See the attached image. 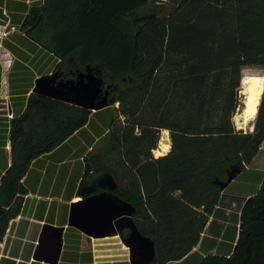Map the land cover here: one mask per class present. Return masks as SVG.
I'll list each match as a JSON object with an SVG mask.
<instances>
[{"label": "trees", "instance_id": "16d2710c", "mask_svg": "<svg viewBox=\"0 0 264 264\" xmlns=\"http://www.w3.org/2000/svg\"><path fill=\"white\" fill-rule=\"evenodd\" d=\"M146 4L43 0L23 21L25 36L58 61L62 81L93 70L98 97L107 92L112 102L100 113L108 131L85 157L83 185L114 182L116 196L134 210L136 229L153 241L149 264H264V176L241 207L237 249L211 254L212 240L204 247L206 225L223 197L220 184L250 166L264 144V92L253 131L233 123L242 69L264 68V0H181L165 17L138 16ZM91 114L30 94L11 120L0 242L19 214L32 161L84 128ZM162 131L172 146L154 158Z\"/></svg>", "mask_w": 264, "mask_h": 264}, {"label": "crops", "instance_id": "0c3cea01", "mask_svg": "<svg viewBox=\"0 0 264 264\" xmlns=\"http://www.w3.org/2000/svg\"><path fill=\"white\" fill-rule=\"evenodd\" d=\"M42 3L43 0H0V32L8 25L21 27L29 11ZM12 17H20V23L13 22ZM57 63L52 54L28 39L24 32L0 37V102L4 101L0 104L6 105V109L0 107V185L12 164L11 120L24 112L34 81L53 73ZM7 80L10 83L8 96L2 88ZM101 112H92L84 128L52 152L32 161L22 179L26 193L20 196L19 214L10 221L0 242V264H45L33 260L38 236L45 224L64 228L58 264H129L128 250L119 236L92 239L67 226L72 203L78 202L88 191L100 189L99 193L106 192L100 188L103 183L83 185L85 157L108 131V126L100 118ZM260 151L256 160L264 149ZM263 176V166L250 165L223 192L216 215L210 218L204 234L206 249L211 247V240L215 241L216 247L210 250L211 254L217 249L221 254L233 250L240 225L238 204L260 188Z\"/></svg>", "mask_w": 264, "mask_h": 264}, {"label": "water", "instance_id": "95a60500", "mask_svg": "<svg viewBox=\"0 0 264 264\" xmlns=\"http://www.w3.org/2000/svg\"><path fill=\"white\" fill-rule=\"evenodd\" d=\"M92 71L88 69L86 74L79 76L76 81H60V75L57 72L42 76L34 81L31 94L91 112L104 111L110 107L112 102L108 100L107 92L103 98L98 97L100 80L92 76ZM96 74L99 75V73ZM244 108L245 104L240 105L238 112L242 114ZM169 145L171 149L170 138ZM262 148L264 149V144L260 150ZM170 149L166 154L170 152ZM255 160L256 158L251 167H254V163L257 161ZM238 174L240 171H233L228 175L227 181L220 184L222 192L227 189ZM100 188L106 192L93 194L94 190L88 191L85 193L89 195L88 197H81L78 202L70 205L67 226L92 239H104L117 235L122 245L128 250L129 264L152 262L155 254L153 241L143 237L136 229L132 221L133 208L116 196V186L111 179L103 181ZM259 189L247 199L255 195ZM247 199L240 200L237 207L239 211ZM240 229L241 224L239 225ZM125 230H128L126 236H124ZM63 231L62 227L43 225L38 236L33 260L45 264H58L63 247ZM236 249L235 244L233 251Z\"/></svg>", "mask_w": 264, "mask_h": 264}, {"label": "rangeland", "instance_id": "374dc122", "mask_svg": "<svg viewBox=\"0 0 264 264\" xmlns=\"http://www.w3.org/2000/svg\"><path fill=\"white\" fill-rule=\"evenodd\" d=\"M180 1L181 0H147V4L144 7L138 9L136 14L138 16H140V15H147V14H154L155 13L159 17H165V16H167L169 13H171L175 9V7L179 4ZM4 31L9 33V34H11L12 33L11 26L8 25L6 30L1 31L0 32V37L2 36V33ZM20 31H21V33L24 32L22 27L20 28ZM54 72H55V69H54L53 73ZM249 74L250 75L259 76V77L243 78L245 75H249ZM260 76H262V77H260ZM246 80H255L264 89V68L263 67H245V68L242 69V81H241L240 91H239V106L243 105L245 103V96L246 95H245V90H244L245 88L243 86V81H246ZM9 85H10V83H9L8 80L4 81V84H3L2 88L5 91L6 96H8V92H9V89H10ZM263 92H264V90H263ZM262 96H263V94H262ZM7 99L8 98H6V100ZM261 100H262V97H261ZM261 100L256 103L255 114H254L253 118L249 122H247L244 126L241 125V121H242L240 119L241 114L238 112V108H237V110L235 112V115H234V118H233V123H234V126L236 127L237 130H240V131H243V132H252L253 131L255 118H256L258 107H259V105L261 103ZM3 102L4 101L1 100L0 103H3ZM5 103H8V101L5 102ZM0 107L6 109V105L5 104L4 105L0 104ZM117 108H118V105L116 104L115 105V109H117ZM162 133H167L168 134V139H169V132L168 131H162L160 133L157 147L152 152V155H153L154 158H158V156H160V155H157V152L159 150V144H160ZM162 154H164V153H162ZM258 166H261V167L263 166L264 167V152H262L261 156L254 163V167H258ZM86 247H88L87 249H89V246H86Z\"/></svg>", "mask_w": 264, "mask_h": 264}, {"label": "bare ground", "instance_id": "6f19581e", "mask_svg": "<svg viewBox=\"0 0 264 264\" xmlns=\"http://www.w3.org/2000/svg\"><path fill=\"white\" fill-rule=\"evenodd\" d=\"M243 86L245 90V108L243 113L240 116L241 125H245L247 122H249L254 114H255V108L256 103L261 100L262 94H263V87L258 84L255 80H246L243 81ZM236 121V120H235ZM170 149L169 145V139L168 134L163 133L161 135V140L159 144V150L157 152V155H161L162 153L168 152Z\"/></svg>", "mask_w": 264, "mask_h": 264}, {"label": "built area", "instance_id": "2783aa9c", "mask_svg": "<svg viewBox=\"0 0 264 264\" xmlns=\"http://www.w3.org/2000/svg\"><path fill=\"white\" fill-rule=\"evenodd\" d=\"M21 27H22V25H21ZM21 27L16 28V27H13V26H12V27H11V31H12V32H15V31H16V32H21V31H20V28H21ZM6 29H7V28L5 27L4 30H6ZM8 35H9V33H7V32L4 31V32L2 33V36H1V37H6V36H8Z\"/></svg>", "mask_w": 264, "mask_h": 264}, {"label": "flooded vegetation", "instance_id": "af4514ba", "mask_svg": "<svg viewBox=\"0 0 264 264\" xmlns=\"http://www.w3.org/2000/svg\"><path fill=\"white\" fill-rule=\"evenodd\" d=\"M60 81H62L61 79H60ZM128 234V230H125L124 231V236H126Z\"/></svg>", "mask_w": 264, "mask_h": 264}]
</instances>
